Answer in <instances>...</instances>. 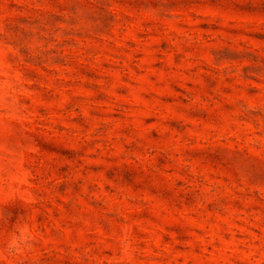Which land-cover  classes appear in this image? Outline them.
<instances>
[{
    "label": "rangeland",
    "instance_id": "374dc122",
    "mask_svg": "<svg viewBox=\"0 0 264 264\" xmlns=\"http://www.w3.org/2000/svg\"><path fill=\"white\" fill-rule=\"evenodd\" d=\"M0 264H264V0H0Z\"/></svg>",
    "mask_w": 264,
    "mask_h": 264
}]
</instances>
